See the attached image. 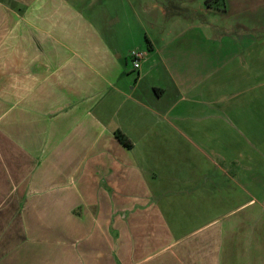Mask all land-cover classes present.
I'll use <instances>...</instances> for the list:
<instances>
[{
	"label": "crops",
	"instance_id": "0c3cea01",
	"mask_svg": "<svg viewBox=\"0 0 264 264\" xmlns=\"http://www.w3.org/2000/svg\"><path fill=\"white\" fill-rule=\"evenodd\" d=\"M206 1L0 0V264H264V0Z\"/></svg>",
	"mask_w": 264,
	"mask_h": 264
},
{
	"label": "rangeland",
	"instance_id": "374dc122",
	"mask_svg": "<svg viewBox=\"0 0 264 264\" xmlns=\"http://www.w3.org/2000/svg\"><path fill=\"white\" fill-rule=\"evenodd\" d=\"M221 0H207L206 2H205V5L206 6H209V7H212L213 5L214 6H216V7H218V11H222L221 9H220V5H222V4H220L219 2H220ZM219 3V4H218ZM222 3V2H221ZM261 4V1L260 0H256L255 2H254V5H256V6H259ZM219 5V6H218ZM179 5H177V7H178ZM223 12V11H222ZM177 13H179V14H183V15H186V17H188V18H191V16L192 17H196L195 16V14L192 12V11H187V10H180L179 12H177ZM259 14H260V18H263V23H264V8L263 9H261V10H257V8L255 9V11H252V18H254V19H258L259 18ZM234 17L235 18H238V17H240V18H242L243 17V15L241 14V15H238V12H234ZM261 30H264V26L261 28Z\"/></svg>",
	"mask_w": 264,
	"mask_h": 264
},
{
	"label": "built area",
	"instance_id": "2783aa9c",
	"mask_svg": "<svg viewBox=\"0 0 264 264\" xmlns=\"http://www.w3.org/2000/svg\"><path fill=\"white\" fill-rule=\"evenodd\" d=\"M131 57H132V59H133V67H134L135 69H137L138 66H139L138 63H139V59H140V57H141V54H140L139 52L135 51V52H132Z\"/></svg>",
	"mask_w": 264,
	"mask_h": 264
},
{
	"label": "trees",
	"instance_id": "16d2710c",
	"mask_svg": "<svg viewBox=\"0 0 264 264\" xmlns=\"http://www.w3.org/2000/svg\"><path fill=\"white\" fill-rule=\"evenodd\" d=\"M119 138L122 139L121 136H119ZM124 143H125V142H124Z\"/></svg>",
	"mask_w": 264,
	"mask_h": 264
}]
</instances>
